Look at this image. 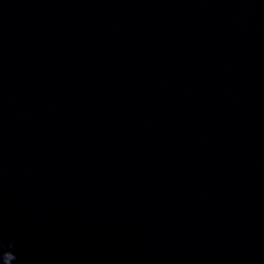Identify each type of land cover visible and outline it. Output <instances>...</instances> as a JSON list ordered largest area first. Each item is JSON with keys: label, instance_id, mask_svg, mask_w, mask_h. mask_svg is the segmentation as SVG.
Masks as SVG:
<instances>
[{"label": "clouds", "instance_id": "clouds-1", "mask_svg": "<svg viewBox=\"0 0 264 264\" xmlns=\"http://www.w3.org/2000/svg\"><path fill=\"white\" fill-rule=\"evenodd\" d=\"M0 239H6L12 246L11 251L4 253L5 264H10L11 260H18V256L15 252V241L10 237L4 236L2 233H0Z\"/></svg>", "mask_w": 264, "mask_h": 264}]
</instances>
